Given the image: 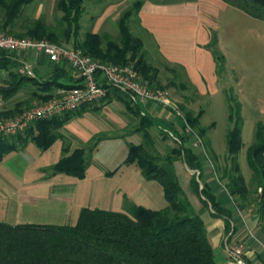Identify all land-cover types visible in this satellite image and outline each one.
Returning <instances> with one entry per match:
<instances>
[{"label":"trees","instance_id":"trees-1","mask_svg":"<svg viewBox=\"0 0 264 264\" xmlns=\"http://www.w3.org/2000/svg\"><path fill=\"white\" fill-rule=\"evenodd\" d=\"M31 1L0 0L3 10L0 28L18 36L48 38L55 42L72 39L75 47L106 62H132L128 54L133 53V58H137L134 64L141 77L157 82L159 68L148 61L142 39L132 34L128 23L133 14H138L142 0H134L118 20L121 45L108 33L98 31H86L84 38H79L84 0H57V7L63 12L57 25L48 23L43 16L29 18L26 15L21 18L25 6ZM224 1L264 19V0ZM17 26L21 30H17ZM213 54L220 71L225 62L224 54L217 50H213ZM17 65L13 53H0V67L9 69L8 77L0 81V94L3 97L15 95L24 87L25 81H32L36 88L45 91H37L36 96L48 99L56 88L70 87L78 81L67 73L62 64L57 65L54 73L47 78L23 74L17 70ZM124 98L131 113L138 118L135 129L142 131L144 136L142 142L129 143L126 161L136 160L147 178L161 182L168 204L152 208L127 200L122 210L86 206L81 209L75 223L11 224L0 221V264H222L216 258L201 211H196L185 195L175 167V160L182 158L189 168L195 170L190 178L191 188L205 206H211L215 215L225 218L230 228L233 211L221 204L203 179L205 156L196 148V135L186 133L184 128L177 130L169 121L145 112L141 102L134 103L127 96ZM24 105L25 102L19 100L15 107L0 110V118L15 115L24 109ZM179 106L187 121L205 137L208 127L201 123L204 108L195 113L184 104ZM89 107L90 103H87L74 110L40 118L16 135L1 137L0 159L6 152L23 146L29 138L41 147H48L62 135L59 129L66 121ZM229 107L232 126L227 132L226 145L231 165L225 167L218 177L241 203L247 201L250 193L238 156L242 146L243 116L240 102L235 108L232 103ZM155 126L163 138L170 136L171 132L179 137L178 145L171 147L162 160V153L150 129ZM99 137L95 136L88 148L77 147L64 155L55 164V170L83 176L90 161V151ZM204 144L217 158L206 137ZM68 149L69 146L65 145L64 150ZM247 154L254 172L253 178H261L259 187L262 190L257 199L258 210L264 216V124L260 122L256 127V140L249 146Z\"/></svg>","mask_w":264,"mask_h":264},{"label":"crops","instance_id":"crops-1","mask_svg":"<svg viewBox=\"0 0 264 264\" xmlns=\"http://www.w3.org/2000/svg\"><path fill=\"white\" fill-rule=\"evenodd\" d=\"M231 7L237 6L224 0H142L137 15L144 43L150 42L175 73L185 76L198 96L220 89L222 74L208 43L218 28L217 18L230 16ZM19 55L33 60L35 74L42 78L51 76L57 66L47 54L34 49ZM63 65L76 79L72 68L66 62ZM8 72V68L0 67V81L8 77ZM37 91L45 93L42 88L23 87L19 91L21 99L16 95L10 102H5L0 94V110L16 105L15 100H23L24 107L28 106L27 95L36 97ZM89 103V108L60 127L62 135L48 147H41L29 138L23 146L3 155L0 159V221L75 223L86 206L122 210L127 200L152 208L168 204L161 182L147 178L136 160L126 161L129 143L142 142L144 136L135 129L138 118L127 107L124 96L115 90ZM141 106L151 116L172 123L177 130L184 128L183 118L174 110L151 100L141 102ZM150 129L158 140L157 145L162 143L168 150L176 146L173 138H163L156 126ZM95 136L100 137L90 151L83 176L55 170V164L64 155L83 144L89 145ZM65 145L69 146L66 151ZM210 145L214 148L212 142ZM214 151L217 155L221 153L216 148ZM183 164L187 167L184 161ZM204 166V181L221 204L233 211L229 228L225 218L215 215L211 206H205L191 188L197 198L194 208L201 211L217 260L222 264H238L228 249L243 241L244 256L249 264H264V216L258 210V201L254 200L253 206L248 201L239 203L224 181Z\"/></svg>","mask_w":264,"mask_h":264},{"label":"rangeland","instance_id":"rangeland-1","mask_svg":"<svg viewBox=\"0 0 264 264\" xmlns=\"http://www.w3.org/2000/svg\"><path fill=\"white\" fill-rule=\"evenodd\" d=\"M133 1L84 0L79 38H84L86 31H98L108 33L115 42L121 45L118 20L123 11L132 5ZM26 15L29 18L43 16L48 23L57 25L63 12L57 7V0H32L25 6L21 18ZM2 16L3 10L0 8V20ZM128 23L132 34L142 39L143 49H145L148 61L159 68L158 77L156 78L157 83L169 88L179 105L184 104L186 108L193 109L195 113L200 108H204L201 123L208 127L205 137L221 153L215 158L206 144L204 146L195 145L204 154L205 165L211 169L215 176L222 175L223 169L231 165L228 153L224 152V150L227 151V132L229 127L232 126L229 119V106L232 103L235 108L239 102L241 103L243 116L242 146L238 156L241 170L250 191L247 201L253 206L254 200L258 201L257 192L262 190L259 187L261 178H253L254 172L249 165L247 153L249 146L256 140L257 124L259 122L264 124V19L255 17L237 7H231L230 16L221 15L217 18L218 28L209 47L212 51L217 50L220 54H224L225 57L223 68L219 71L222 74L219 83L220 89L201 96L197 95L195 87L185 76L180 77V74L175 73L172 66L157 55L156 49L152 47L150 42L147 45L144 43L143 29L136 14L128 19ZM16 29L21 30L19 26ZM65 43L73 45L72 39L65 41ZM128 56L132 57L131 63L134 64L137 58H133V53H129ZM24 87L32 89L36 86L32 81H25ZM19 91L13 96L3 97L5 102H10L16 95H19L21 99L22 95ZM27 96L29 100L27 107L41 101L37 96L31 94ZM14 103L16 104L17 100ZM13 107L15 105L11 108ZM170 137L173 138L172 135ZM205 137H202L203 141ZM173 140L175 145H178L179 141L175 138ZM83 146L88 148L89 145L83 144ZM158 148L162 153V160L164 154L169 150L162 143L158 145ZM175 167L185 195L188 196L195 207L194 203L197 202V198L192 195L190 187L191 173L195 170L189 168V166L186 167L179 158L175 160ZM204 167L203 169H205ZM189 170L191 173H189Z\"/></svg>","mask_w":264,"mask_h":264},{"label":"built area","instance_id":"built-area-1","mask_svg":"<svg viewBox=\"0 0 264 264\" xmlns=\"http://www.w3.org/2000/svg\"><path fill=\"white\" fill-rule=\"evenodd\" d=\"M31 49L44 52L56 65H63L66 62L72 68L78 81L70 87H58L50 98L41 99L40 102L15 115L0 119V138L16 135L40 118L77 109L83 104L102 99L109 92L116 90L134 103L151 100L174 110L184 120V131L188 134H195V143L204 146L202 136L187 121L169 88L142 78L136 66L131 62L101 61L83 52L81 48L65 42H55L48 38L18 36L0 28V53L3 51L13 53L18 61L17 70L34 76L36 75L34 61L19 55ZM171 135L179 140L177 135L172 132ZM228 250L238 264H249L244 256L243 241L237 242Z\"/></svg>","mask_w":264,"mask_h":264}]
</instances>
